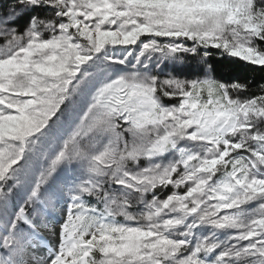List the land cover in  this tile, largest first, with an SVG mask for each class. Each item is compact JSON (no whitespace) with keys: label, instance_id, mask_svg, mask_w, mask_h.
Masks as SVG:
<instances>
[{"label":"snow or ice","instance_id":"obj_1","mask_svg":"<svg viewBox=\"0 0 264 264\" xmlns=\"http://www.w3.org/2000/svg\"><path fill=\"white\" fill-rule=\"evenodd\" d=\"M217 57L264 71V0L0 6V264H264V88Z\"/></svg>","mask_w":264,"mask_h":264},{"label":"trees","instance_id":"obj_2","mask_svg":"<svg viewBox=\"0 0 264 264\" xmlns=\"http://www.w3.org/2000/svg\"><path fill=\"white\" fill-rule=\"evenodd\" d=\"M8 2L5 0L1 6ZM214 60L217 65V77L222 81L247 84L253 93H258L264 88V71L259 68L219 57Z\"/></svg>","mask_w":264,"mask_h":264},{"label":"rangeland","instance_id":"obj_3","mask_svg":"<svg viewBox=\"0 0 264 264\" xmlns=\"http://www.w3.org/2000/svg\"><path fill=\"white\" fill-rule=\"evenodd\" d=\"M9 1V0H7ZM5 2V0H0V5ZM50 192L54 197V201L52 206L48 209V217L47 219L51 221L52 225H59L65 216V212L67 209L66 198L63 193L59 190V183L54 182L50 188ZM54 231L45 232V246L48 245L55 246L58 244L59 237L54 234Z\"/></svg>","mask_w":264,"mask_h":264}]
</instances>
